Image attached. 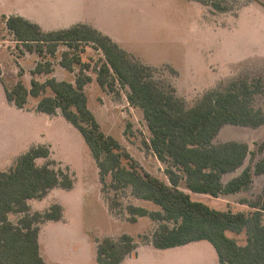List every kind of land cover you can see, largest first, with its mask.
Returning a JSON list of instances; mask_svg holds the SVG:
<instances>
[{
  "label": "rangeland",
  "instance_id": "rangeland-1",
  "mask_svg": "<svg viewBox=\"0 0 264 264\" xmlns=\"http://www.w3.org/2000/svg\"><path fill=\"white\" fill-rule=\"evenodd\" d=\"M71 19L59 25L84 22L112 37L135 59L151 65L156 79L175 88L188 107L210 90H226L232 81L260 83L263 91L253 98L255 107L264 111V0H222L227 9L215 8L197 0H58ZM44 0H0V15H12L18 8H39ZM50 15L48 11L43 12ZM43 28V27H42ZM46 30V29H45ZM51 30V29H50ZM85 49L84 52L81 50ZM65 50L82 53L90 67L85 72L92 80L85 86L88 104L101 128L116 137L142 169L169 182L166 174L173 165L160 160L146 144L150 141L143 109L130 104L128 86L104 88L97 81L103 52L93 43L69 47L61 42L55 55L45 56L28 51L14 39L5 22L0 24V169L8 170L17 158L30 148L47 145L48 157H39V164L50 163L68 173L73 186L53 188L43 199L30 200L31 211L46 210L52 204L63 207L60 221L41 224V253L51 264H98V241L105 237L118 239L123 233L134 236L139 259L125 264H220L215 247L208 240L185 245L157 248L151 238L160 224L149 215L132 222L130 204L148 210L161 207L137 197L132 187L115 190L112 176L101 180L100 169L81 132L60 112L39 113L38 98L29 97L25 108L7 101L1 80L9 83L18 78L31 87L33 78L47 79V73L33 74L40 61H52L59 79L73 82L82 68L66 69L62 64ZM66 73H61L62 70ZM168 87V86H167ZM56 115V116H55ZM50 118V119H49ZM50 120V122H49ZM239 140L248 143L251 154L235 171L224 175V182L250 166L253 182L246 190L212 196L192 192L185 181L180 187L195 200L221 210L252 213L256 202L264 196V173L255 172V164L264 159V124L243 126L225 124L214 142ZM129 161L124 160L128 166ZM175 168V167H174ZM21 214H11L18 221ZM173 225V222H168ZM239 243L246 242V232L228 231Z\"/></svg>",
  "mask_w": 264,
  "mask_h": 264
},
{
  "label": "trees",
  "instance_id": "trees-1",
  "mask_svg": "<svg viewBox=\"0 0 264 264\" xmlns=\"http://www.w3.org/2000/svg\"><path fill=\"white\" fill-rule=\"evenodd\" d=\"M227 9L222 0H197ZM14 39L28 51L40 57L48 52L55 55L61 42L69 47L93 43L103 52L97 81L104 88L128 86L130 104L143 109L151 138L146 143L162 161L173 167L165 171L169 182L142 169L120 141L107 134L88 104L85 86L92 76L83 62L82 52H63L61 64L68 70L82 65L76 80H59L55 76L42 81L33 78L31 87L18 78L9 83L1 80L8 102L25 108L30 96L38 98V111L55 114L58 110L83 135L97 161L105 188V176L111 175V187L121 190L129 186L142 199L159 205L157 210L130 204V220L149 215L159 220L151 241L157 248H170L193 241L208 240L215 247L220 264H264V196L250 205L252 213L221 210L192 198L190 192L212 196L246 190L253 182L252 167L224 182L225 174L237 170L252 153L248 143L214 139L225 124L259 126L264 124V111L253 104L254 96L263 91L260 83L234 80L224 90L207 91L194 106L188 107L177 96L175 88L165 86L153 75V67L135 59L111 36L84 22L69 27L45 30L25 16L0 15ZM52 61H40L33 74L53 72ZM1 72V69H0ZM47 145H38L21 154L8 170L0 169V264H51L41 253V224L61 220L63 207L52 204L46 210L31 211L30 200L42 199L55 187L71 188L73 179L50 163L39 164L37 158L48 157ZM129 162L128 166L124 160ZM175 167V168H174ZM257 174L264 173V159L255 164ZM21 214L18 221L11 214ZM168 222H173L170 225ZM228 231L246 232L241 244ZM134 236L123 233L118 239L105 237L97 244L98 264H121L129 256H137Z\"/></svg>",
  "mask_w": 264,
  "mask_h": 264
},
{
  "label": "crops",
  "instance_id": "crops-1",
  "mask_svg": "<svg viewBox=\"0 0 264 264\" xmlns=\"http://www.w3.org/2000/svg\"><path fill=\"white\" fill-rule=\"evenodd\" d=\"M42 5L43 6L39 5V8H37V9H35V8L29 9L27 7L26 8H20V9L18 8V11H16L14 14L25 16L26 18L39 23L43 27V29H46V30L69 27V26L59 25L60 22L62 23V22H67V21L71 20L68 17V14L66 13V10H67L66 5L64 6L58 0H44V4H42ZM45 11H48L50 13V15L45 16V14L43 13ZM69 22L72 23V21H69ZM57 71H58L57 69H54L53 72L47 73V75H49L47 77L55 76L57 79H59ZM61 73H63V74L66 73L65 69L62 70ZM62 79H59V80H62ZM66 80H68V79H66ZM42 81H44V80H42ZM69 81H72V80H69ZM39 113H43V112L40 111ZM58 113L61 114L60 112H58ZM46 114H48V113H46ZM49 122H50V120H49ZM57 221H60V220H57ZM39 239H40V235H39ZM40 244H41V242H40ZM140 257H141L140 253H138L137 256L129 255L123 260V262L121 264H125L126 262H128L132 259H134V260L139 259ZM96 258H97V255H96ZM96 261H97V259H96Z\"/></svg>",
  "mask_w": 264,
  "mask_h": 264
}]
</instances>
